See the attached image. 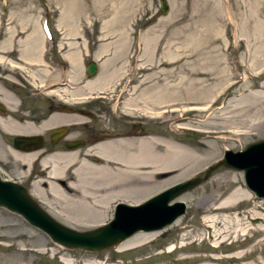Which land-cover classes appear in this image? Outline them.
<instances>
[{"label": "rangeland", "instance_id": "rangeland-1", "mask_svg": "<svg viewBox=\"0 0 264 264\" xmlns=\"http://www.w3.org/2000/svg\"><path fill=\"white\" fill-rule=\"evenodd\" d=\"M217 1L218 9L214 0H166L168 12L163 15L160 0H0L1 45L22 53L33 40V43H39L37 52L44 56L43 68L30 65L25 59L18 65L11 61L9 53H0V68L39 75L42 70H52L46 58L53 54L45 52V44L50 45L51 40L45 38L40 28L47 17L56 43H94L98 52L101 45L106 44L108 56L114 58V64L121 68L129 51L119 49L117 43H129L133 53H139L138 67L142 70H156L165 53L171 65L166 79L172 83L188 77L197 69L209 74V79L220 76L219 81L207 80L203 87L217 85L216 90L222 96L215 108L223 104L227 106L230 102L229 111L233 107L231 101L240 103L241 111L222 116L224 119L231 117L229 125L234 129L233 133L228 139L219 140L217 152L204 158L200 166L138 202L142 204L162 190L192 177L203 179L206 171L221 160L225 150L243 151L250 143L264 140V124L260 123L264 120V30H260L261 26L259 28L260 21H264V0ZM215 32L218 33L217 40ZM114 64L111 63L110 68L115 67ZM103 70L105 73L106 68ZM220 70L227 76L223 77ZM158 75L160 77L154 78L161 80L162 75ZM131 77H136V83L139 80L136 74ZM218 117L222 118L220 113ZM189 118L186 116L182 120L184 125L194 123ZM170 119L168 116L165 126L154 119L143 118L139 123L145 124L142 129H151L152 132L163 133L165 127L166 134L188 146L200 144L204 147L208 142L207 138L193 131H173ZM223 120L218 122L223 123ZM5 151L0 140V152ZM235 190L250 192L244 184L242 172L217 165L208 179L175 200L186 205L182 216L162 230L139 232V235L152 233L155 237L141 247L129 250H119V245L100 252L59 247L42 231L0 207V264H264V219L261 220L264 199L250 192L249 198L233 210L215 214L219 221L223 220V231H227L226 238L219 239L215 245L203 224L204 218L212 217L209 209ZM99 196V193L91 194L85 202L94 205ZM72 199L77 200L78 196ZM42 206L64 226L77 231L96 229L110 216V207L99 203L102 222L83 227L73 223L72 204L46 200ZM236 215L242 219L243 225L233 221ZM241 226H249V230L243 233L239 230ZM194 236H198L195 241ZM169 247L174 250L169 251Z\"/></svg>", "mask_w": 264, "mask_h": 264}, {"label": "bare ground", "instance_id": "bare-ground-1", "mask_svg": "<svg viewBox=\"0 0 264 264\" xmlns=\"http://www.w3.org/2000/svg\"><path fill=\"white\" fill-rule=\"evenodd\" d=\"M214 2L217 3L218 1L214 0ZM218 8L219 5L217 9ZM260 26L262 28L260 30H264V21H260L259 28ZM236 27L237 25L234 24V28ZM49 31V34H51L53 39L52 45H54L56 39L51 26H49ZM214 35H216L215 39L217 40L218 33L215 32ZM33 42V40L30 41L27 48H25V51L22 53L19 52V56L23 58L22 60L25 59L30 65L42 66L44 68L42 65L44 64L42 60L43 55L41 52L40 54L37 52L39 49V43ZM153 44L154 43H151V45ZM117 45L119 46V49L124 48L129 51L124 62L125 68L122 73L123 75L120 73L122 68L119 69L120 66L114 64V58H109L104 61L102 67H108L113 63L117 70H113L108 75L104 73V70L101 68L102 73L98 76V79L88 83V86H90L89 88H92V91H94V85L92 84L98 83L101 86L106 87L111 83L122 82L129 79L132 73L136 72L135 69L138 68L140 60V56H138L139 53H133L134 49L132 46H129V43H117ZM70 46L72 47L76 45ZM105 46L106 44H102L100 47L101 50L96 54L97 61H99V59L102 60L109 55ZM247 46L249 47L248 43ZM3 47L5 48L4 45ZM166 56L167 55L164 53L161 60L157 63L158 67H156V70L153 69L151 71L150 68L148 69L151 71L150 73L138 78L139 80L132 89L133 92L130 94L128 93L127 97H129V99L125 101V105H129L130 107L133 106L131 107L133 109L129 110L131 114L141 118L147 117L150 120L154 119L158 123L163 124L162 126H165L168 121V116H171V129L173 131L180 133L184 132V130L193 131L202 138H207L208 142L204 147L200 144L188 146L183 142L170 137L169 134H166V129L164 127L163 133L158 131L145 133L138 132L127 138L100 143L92 147L88 150V153H91L93 150L97 151V155L104 161L102 165L91 164L87 161V158L79 160L77 154L71 153L54 155L49 160L45 159V164L49 161H53L50 173L55 179L62 178L65 169L70 165L69 168H71L73 181L69 184V190L72 191V194L68 195L69 193L62 192L56 188H53L52 191L56 195L57 200L60 202H68L73 205L74 212L71 213V217L75 219V221H73L74 224L83 227L100 224L102 222V212L98 209L99 206L97 205L99 203L108 207L109 203H114L115 200H123L124 202L132 204L143 201L157 190L166 187L168 184L179 178H182L187 171H191L200 166L204 158L207 156L209 158L217 152V142L221 139H228V136H231L233 133L234 129L229 125L231 117L227 116L226 119H224L222 116L241 111L243 108L240 107V103L231 101L234 108L232 107L229 111L228 105L230 102L227 106H224L223 104L220 108H215V104L222 96V94H219V90H216L217 85L209 84V86L206 85L203 87V84L206 83L207 80L219 81L221 79L220 76H210L211 78L209 79V74H203L197 69L196 71H192L188 77L186 76L187 78L185 77L178 82L172 83V81L170 82L166 79L171 68ZM67 58L73 63L75 73L79 74L81 72L80 64H82V61L80 60L79 64L78 58L75 55H72L71 57L68 56ZM136 60L137 65L135 63ZM153 60L154 59H151V62ZM154 61L156 62V59ZM92 63L95 65V73L90 74V77L95 76L97 73L96 62L93 60ZM153 63H151L152 66L156 65ZM90 66L91 65L89 64L87 67L88 72ZM200 69H203V67ZM47 72L42 70L41 73ZM219 73L223 74V77L227 76L223 70H220ZM158 74H161L162 78H164L156 80L154 77H160ZM134 94L137 95L134 96ZM219 113L222 118L218 117ZM186 116L190 117L189 119H192L194 123L191 125H184L182 120H184ZM219 119H224V122L219 123ZM260 123L264 124V120ZM174 124L176 125L173 126ZM213 145L215 147H213ZM9 155L14 157L17 163H24L23 161L26 162L32 158V155H23L19 152H11ZM186 165L188 166L187 170ZM122 182L125 183L119 187V184H122ZM104 186L107 188H104ZM170 188L171 187L162 190L157 195L165 193ZM25 193L36 206L44 211L26 191ZM40 193L44 194V192ZM95 193L100 194V196L94 200L95 204L90 205L86 203L85 200L88 199L89 195ZM249 193L247 191L235 190L223 201L219 202L216 207L209 209L208 212L212 217L204 218L203 224L206 226L208 234L210 232V237H212L214 245L219 239H225L227 235V231H223L222 229L223 225L221 221L223 220L219 221L215 214L233 210L235 206L249 198ZM72 195L78 196V199L73 200ZM177 198H175L174 201H170L169 205L177 202L175 201ZM158 204H162V200H157L150 205V208L152 206H157ZM263 219L264 217L262 216L261 220ZM233 221L238 225H243L242 219H240L238 215L234 217ZM248 227L249 226H241L239 230L244 233L249 230ZM138 233H135V236L133 235L134 237L131 236V239L127 238L128 240L121 242L117 248L119 250H129L141 247L155 237V234L152 233L146 235H139L140 233ZM197 237L198 236H194L193 241H195ZM181 246H185V244H182ZM168 250L172 251L174 249L169 247Z\"/></svg>", "mask_w": 264, "mask_h": 264}, {"label": "flooded vegetation", "instance_id": "flooded-vegetation-1", "mask_svg": "<svg viewBox=\"0 0 264 264\" xmlns=\"http://www.w3.org/2000/svg\"><path fill=\"white\" fill-rule=\"evenodd\" d=\"M1 44L3 43H0V53H9L12 62L19 65L24 61L19 56V50H7ZM93 44L54 43L51 46L54 68L40 75L0 68V140L6 150L4 153L0 152V180L22 188L56 221L58 220L42 204L46 200L59 201L52 191L53 188L69 193L68 195L72 194L69 184L73 181V175L68 165L63 177L55 179L50 173L53 161L45 164V159L71 153L77 154L79 160L87 158L91 164L102 165L104 161L97 155V151L88 153L92 147L130 137L134 133L152 132L151 129H142L145 124L139 123V120L148 118L131 114L129 110L133 106L125 105V101L129 99L125 94L133 92L136 77L114 82L106 87L98 83L92 84L94 91L89 88L88 83L98 79L104 61L110 58L106 56L95 61L98 50ZM70 45L76 46L72 48ZM72 55L77 56L79 64L82 61L79 74L75 73L73 63L67 58ZM93 60L96 62L97 73L90 77L87 67ZM110 66L105 67L108 75L111 70H117ZM16 67L22 68L21 65ZM124 68L123 63V72ZM148 69L142 70L138 67L132 75L136 74L140 78L150 73L144 71ZM11 152L32 155V158L23 161L24 163H17L9 155ZM121 204L138 205L123 200L110 202V216L105 224L114 220L115 212ZM105 215L106 212L104 218Z\"/></svg>", "mask_w": 264, "mask_h": 264}, {"label": "water", "instance_id": "water-1", "mask_svg": "<svg viewBox=\"0 0 264 264\" xmlns=\"http://www.w3.org/2000/svg\"><path fill=\"white\" fill-rule=\"evenodd\" d=\"M160 2V12L165 15L168 5L166 0ZM90 65L89 74H94L95 65ZM217 165L241 171L246 186L258 197L264 198V140H260L247 145L243 151L226 150L223 158L206 171L203 179L200 176L192 177L139 206L121 204L112 222L90 231H76L58 223L36 206L22 188L1 180L0 207L22 215L53 242L66 248L98 252L114 248L135 233L157 231L172 224L185 213L186 205L178 201L169 205V202L199 186ZM157 200H162V204L150 208Z\"/></svg>", "mask_w": 264, "mask_h": 264}]
</instances>
